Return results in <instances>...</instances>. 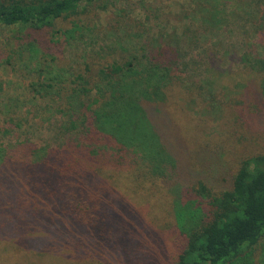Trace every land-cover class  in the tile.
Returning a JSON list of instances; mask_svg holds the SVG:
<instances>
[{
    "label": "trees",
    "instance_id": "1",
    "mask_svg": "<svg viewBox=\"0 0 264 264\" xmlns=\"http://www.w3.org/2000/svg\"><path fill=\"white\" fill-rule=\"evenodd\" d=\"M246 1L218 0L225 8ZM100 2L0 0V36L36 75L31 93L52 102L60 120L56 149L30 140L14 144L0 127V264H52L45 260L51 248L45 251L46 243L55 248L54 234L67 245L68 257L81 263L109 264L114 253L121 264H137V250L154 243L159 253L142 254V264H253L256 251L264 264V244L257 247L264 242V154L246 155L227 176L218 160L224 153L209 149L214 127L227 121L230 92L258 78L264 97V0L248 15L251 37L241 42L235 71L206 68L196 79L187 75L179 66L187 36L182 30L181 40L171 33L146 35L136 48L112 45L95 69L55 72L49 64L54 58L33 33L81 41L91 32L81 16ZM220 18L211 9L204 19L218 27ZM65 21L69 26L60 27ZM131 36L124 31L117 42ZM180 84L183 106L174 92ZM192 133L189 147L185 139ZM219 181L229 185L217 188ZM157 183L168 198L154 215L163 219L166 205L172 233L166 254L165 236L129 205L138 192L157 191Z\"/></svg>",
    "mask_w": 264,
    "mask_h": 264
},
{
    "label": "rangeland",
    "instance_id": "2",
    "mask_svg": "<svg viewBox=\"0 0 264 264\" xmlns=\"http://www.w3.org/2000/svg\"><path fill=\"white\" fill-rule=\"evenodd\" d=\"M210 1V2H209ZM210 3H212L210 5ZM234 4V3H233ZM229 3L227 8L218 0H101L98 5L92 6L88 13L81 16L84 24L88 25L91 32L81 41L64 43L62 38L50 37V32L33 33L37 39L40 49L54 58L49 64L54 65L55 72L58 68L77 71L83 70L84 66H92L94 69L110 53L109 48L115 44H126L129 47L136 48L146 35L151 38L175 33L181 40V31H185L186 44L180 46L183 62V69L187 75L194 76L196 72L207 68L208 71L216 72L225 68L235 71L239 67L238 56L242 40L250 38V17L256 10L257 0H247L245 3L233 5ZM213 5V6H212ZM261 8V7H260ZM216 9L219 11L223 20L218 27H212L210 23L205 22L208 10ZM231 9L233 10L232 12ZM228 11L231 16L223 18ZM68 21L60 23V27H68ZM131 32L130 42H117L120 34L124 31ZM144 30V31H143ZM140 31L144 35L138 34ZM120 32L118 36L112 34ZM134 34V35H133ZM2 36V35H1ZM0 36V127L1 130L7 128L8 135L13 137L12 143L22 144L25 141H32L39 145H47L51 149H56L59 139L56 124L59 116L48 99H41L34 93H31L28 84L36 80V75L31 72L32 68L24 67V58L21 59L17 54L11 53V43H8ZM191 39V42H189ZM264 47V39L262 40ZM127 48V46H124ZM128 49V48H127ZM34 63V62H31ZM30 63H28L29 66ZM58 67V68H57ZM243 69V68H242ZM209 72L210 74H212ZM215 75V74H213ZM191 79V78H189ZM257 83H248L238 92H230V99H227L224 113L227 121H220L217 127H214V133L210 137L209 149L213 153H224L223 158L218 156L222 170L227 167V176L238 167L239 162L251 153L264 154V97L259 90V79ZM177 90V91H176ZM174 92L181 95L177 101L180 106L184 102L185 94L181 84ZM229 90V89H228ZM227 90V91H228ZM234 91V90H233ZM49 101V102H48ZM175 104L174 98H167L166 104L162 103V111L171 108ZM48 105L49 107H47ZM189 106L188 109H192ZM182 108V107H181ZM186 109V108H183ZM186 109L184 112L189 113ZM193 115L194 121H197L198 115ZM207 114H211L207 112ZM205 118H211L204 115ZM12 118V122L10 121ZM207 121V120H206ZM205 121V122H206ZM219 121V120H217ZM223 123V124H222ZM17 125V126H16ZM213 126L216 125L212 124ZM239 130L235 131V126ZM185 127V126H183ZM220 128L227 129L225 132H217ZM185 129V128H183ZM157 131V129H155ZM185 134V133H184ZM190 135V134H188ZM192 133L187 139L186 144L190 147L187 140L194 139ZM0 137V142H3ZM191 142V141H190ZM164 184L157 183L159 189L149 188L151 193L145 194L138 192L134 199H130L129 205H134V211L142 223H147L155 231L165 236V249L163 252L172 251L170 242L172 240L171 229L167 230L168 210L165 205L163 219L156 220L154 215L162 211L161 204L168 201L165 193ZM229 183L219 181L215 187L222 188ZM158 208V209H157ZM54 237L55 248L52 243H46V251L50 253L45 258L52 264H95L88 263L91 259H85L83 263L74 261L68 257L67 245L58 242L57 234ZM259 243L257 247L263 245ZM156 244L137 250V264H142V254L150 255V251L158 254L159 250L154 248ZM171 254V253H170ZM253 264L261 261L258 258L259 253L255 252ZM67 261V263L65 262ZM109 264H121L114 253L110 254Z\"/></svg>",
    "mask_w": 264,
    "mask_h": 264
}]
</instances>
